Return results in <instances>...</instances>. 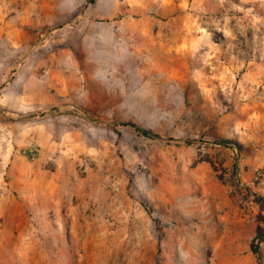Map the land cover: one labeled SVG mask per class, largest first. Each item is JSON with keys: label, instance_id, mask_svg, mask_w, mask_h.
Masks as SVG:
<instances>
[{"label": "rangeland", "instance_id": "rangeland-1", "mask_svg": "<svg viewBox=\"0 0 264 264\" xmlns=\"http://www.w3.org/2000/svg\"><path fill=\"white\" fill-rule=\"evenodd\" d=\"M260 230L264 0H0V264H258Z\"/></svg>", "mask_w": 264, "mask_h": 264}, {"label": "trees", "instance_id": "trees-1", "mask_svg": "<svg viewBox=\"0 0 264 264\" xmlns=\"http://www.w3.org/2000/svg\"><path fill=\"white\" fill-rule=\"evenodd\" d=\"M92 0H87V4L91 3ZM112 126L114 128H118V127H122V128H126L129 127L131 128L137 135L142 136L144 138L150 139V140H154V141H164V142H171L173 141L172 139H164L162 138L160 135L154 133L153 131H151L150 129H146L143 127H140L138 125L132 124V123H114L112 124ZM195 140L194 139H185L183 141V143L185 145H190L192 143H194ZM212 143L218 144V145H222L225 147H232L233 142L229 139H220V138H215L212 140ZM255 240H257V245L255 247L251 248V252L253 255H255L256 260L258 262V264H260V254H259V250H258V246L259 243L264 242V231H258L255 235Z\"/></svg>", "mask_w": 264, "mask_h": 264}]
</instances>
